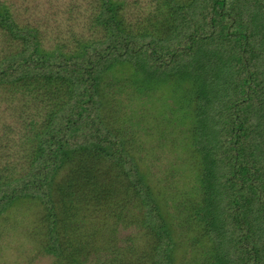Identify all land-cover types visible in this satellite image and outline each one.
I'll return each mask as SVG.
<instances>
[{"label": "trees", "instance_id": "obj_1", "mask_svg": "<svg viewBox=\"0 0 264 264\" xmlns=\"http://www.w3.org/2000/svg\"><path fill=\"white\" fill-rule=\"evenodd\" d=\"M99 2L106 37L65 53L40 52L37 30L0 11V24L22 42L0 59V85L53 104L24 141L35 142L27 170L0 180V215L20 197L40 201L50 220L47 251L80 264L58 239L56 206L79 196L109 208L133 192L136 211L123 222L137 219L148 246L129 259L88 250L99 264H175L177 250L185 264H264V0H148L129 19L123 0ZM243 3L230 20V8ZM159 89L164 102L155 109ZM158 118L200 158L194 190L174 194L168 179L164 204L135 155ZM67 164L69 178L58 180ZM168 206L183 207L182 219ZM84 243H72L73 251ZM188 247L198 248L191 259L182 253Z\"/></svg>", "mask_w": 264, "mask_h": 264}, {"label": "rangeland", "instance_id": "obj_2", "mask_svg": "<svg viewBox=\"0 0 264 264\" xmlns=\"http://www.w3.org/2000/svg\"><path fill=\"white\" fill-rule=\"evenodd\" d=\"M123 1L129 19L131 16H138V12L143 13L139 10V4L145 7L148 0ZM100 8L99 0H0V11L7 9L15 24L37 30L35 32L37 46L40 52L47 54L59 49L63 53L78 51L82 44L106 37L104 26L97 21ZM237 9L243 12L246 9L244 3L243 7L236 5L234 9L230 8V20L236 18ZM21 44L17 37L13 35L11 37L8 28L0 24V59L17 51ZM0 86L1 180L4 176L3 179L18 176L27 170L29 153L35 142L28 141L25 145L24 141H27V136L32 130L40 128L53 104L40 99L36 94L38 99L31 98L30 94L23 90L17 89L13 92L14 89L8 85ZM164 94V90L159 89L156 98H152L155 109H158L159 103L164 102ZM127 101L125 99V102ZM33 120L37 121L35 126L31 125ZM108 120L112 127L121 125L118 120L110 117ZM153 121L150 134L152 130L155 135L149 136L145 133L137 144L135 155L140 168L144 170L145 179L150 184L154 197L164 204V194L172 195L174 192L187 196L190 190H194L196 182L193 173L197 169L195 168L197 159L200 162V158L195 159L197 153L191 152L193 148H183L187 142L186 135L183 134L181 137L180 134L179 137L173 138V135L168 134L178 135L179 131L173 128L174 130L169 133L168 127H164L161 118H158L156 123L155 119ZM173 170H176L175 174L169 176ZM69 173V165L62 167L57 175L58 180H66L69 178ZM117 178L120 179V176ZM168 179L176 181V189L172 192L165 186L167 182L164 181ZM116 183L118 186L122 184L119 181ZM121 189L119 187L118 191ZM59 196V193H54L56 200ZM173 197L175 198V195L172 199ZM137 201L139 197L133 192L122 194L119 201L109 204V208L104 204L95 203L93 199L84 200L79 196L70 201L64 200L65 207L56 206L58 217L61 218L57 229L58 239L63 242L62 245L66 249L78 256L79 261H82L80 264H99L93 255L99 251H107L98 255L102 259L112 257L120 259L124 256L129 259L134 250H141L143 246L146 248L150 239L149 235L146 237L142 233L143 227L138 225L137 219L130 220L129 223L123 222L125 216L132 218L131 210L136 211ZM168 209L182 219L183 207H181L182 212L171 206H168ZM46 214L45 205L40 201L30 197H20L0 215V264H66L67 261L62 255L57 256L54 252L47 251L51 237L50 220ZM132 238L133 241L130 240ZM74 242H86L83 244L86 246L73 251L71 244ZM124 246H127V249H124L125 254L122 255L120 251ZM197 249L195 247L193 251L188 247L185 251L182 250V253H185V258L191 259L192 253ZM88 250L96 252L93 254L90 252L87 256ZM174 257L175 264H182L181 262L185 264L180 250L174 253ZM135 258L136 256L131 260L135 262Z\"/></svg>", "mask_w": 264, "mask_h": 264}]
</instances>
